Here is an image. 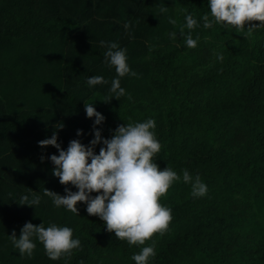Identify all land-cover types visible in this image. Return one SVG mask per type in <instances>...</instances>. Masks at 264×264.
Returning a JSON list of instances; mask_svg holds the SVG:
<instances>
[{
  "label": "trees",
  "instance_id": "trees-1",
  "mask_svg": "<svg viewBox=\"0 0 264 264\" xmlns=\"http://www.w3.org/2000/svg\"><path fill=\"white\" fill-rule=\"evenodd\" d=\"M208 11L207 0H0V264H134L142 246L106 231L85 204L77 202L75 215L44 195H64L65 185L47 159L56 148L37 142L56 132L62 149L72 139L87 145L94 118L85 103L105 117L97 126L104 138L118 125L154 118L160 169L181 176L187 169L207 185L193 198L181 180L160 198L173 218L145 242H155L150 264H264V30L205 29L200 18ZM187 13L200 21L195 48L179 35ZM101 41L126 48L137 74L121 78L129 95L119 100L103 101L116 73ZM92 75L109 83L90 88ZM30 189L40 204L20 205ZM25 222L68 226L81 247L50 260L33 238L32 256H22L9 236L18 238Z\"/></svg>",
  "mask_w": 264,
  "mask_h": 264
},
{
  "label": "clouds",
  "instance_id": "clouds-1",
  "mask_svg": "<svg viewBox=\"0 0 264 264\" xmlns=\"http://www.w3.org/2000/svg\"><path fill=\"white\" fill-rule=\"evenodd\" d=\"M207 6L209 11L200 18L205 29L222 25L240 32L246 28L249 35L255 30H264V0H207ZM161 12H167V7L162 8ZM200 21L191 13L184 15L179 35L187 48H195L198 44L199 37L194 38L192 30L200 26ZM252 21L261 23L251 24ZM168 22L177 25V20L172 17ZM246 24L249 26L245 27ZM124 28L130 29V24L126 22ZM168 35L175 40L177 31ZM100 44L106 49L104 63L110 69L114 68L116 73L108 89L110 95L103 101L112 98L119 100L129 95L121 86V78L137 74L128 64L126 48L115 41H101ZM216 58L222 61L223 55L217 53ZM86 83L94 88L109 81L102 75H92ZM84 109L87 118H94L92 139L87 145L79 139H72L66 149H62L57 142L56 132L50 138L37 142L41 148H56L58 155L51 154L47 159L54 165L52 174L58 177L61 185H65L64 195L47 189L44 195L51 198L54 207H63L75 215H78L77 202L85 204L87 214L103 221L106 231L114 233L117 239L126 241L129 246H142L139 252L131 256L134 264H150V260L156 256L155 242L148 245L145 242L156 233L163 235L173 218L172 209L162 204L160 198L175 182L181 180L191 185L193 198L205 196L207 185L199 175L193 176L187 169L182 170V176L169 166L160 169L155 157L162 145L156 136L154 118L118 125L114 131L110 130V138H104L102 128L97 126L103 124L105 117L93 103H85ZM62 127L60 124L56 128ZM81 134L82 130L77 129L76 136ZM98 144L101 147L97 154L94 149ZM44 159L42 155L41 161ZM67 185L73 186L76 191L70 190ZM40 202L41 197L30 189L29 193L20 196L19 204L35 207ZM9 237L19 254L29 257L36 248L35 241H39L50 260L70 256L74 249L81 247V240L73 237L72 228L56 223L45 226L43 222L39 225L25 222L18 238L14 231Z\"/></svg>",
  "mask_w": 264,
  "mask_h": 264
}]
</instances>
